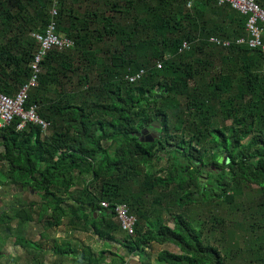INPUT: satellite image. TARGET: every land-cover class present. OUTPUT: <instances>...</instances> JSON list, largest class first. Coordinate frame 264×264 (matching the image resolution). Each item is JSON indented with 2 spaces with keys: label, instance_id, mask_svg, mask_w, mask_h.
Segmentation results:
<instances>
[{
  "label": "trees",
  "instance_id": "16d2710c",
  "mask_svg": "<svg viewBox=\"0 0 264 264\" xmlns=\"http://www.w3.org/2000/svg\"><path fill=\"white\" fill-rule=\"evenodd\" d=\"M50 6L0 0L1 92L30 78L32 33ZM56 19L75 44L47 53L26 103L50 126L0 129V186L31 188L41 204L1 208L0 232L39 218L45 231L66 222L119 242L125 253L110 254L121 264L153 243L180 250L159 251L163 264H264V51L236 43L248 15L217 0H60ZM143 129L158 136L144 141ZM120 203L137 218L134 235L116 219ZM15 244L40 246L21 233ZM106 251L56 254L99 264Z\"/></svg>",
  "mask_w": 264,
  "mask_h": 264
},
{
  "label": "built area",
  "instance_id": "2783aa9c",
  "mask_svg": "<svg viewBox=\"0 0 264 264\" xmlns=\"http://www.w3.org/2000/svg\"><path fill=\"white\" fill-rule=\"evenodd\" d=\"M219 4H230L234 9L241 13L248 15L246 23V31L248 38L241 37L236 39V43H248L251 47H261L264 51V8L257 0H217ZM60 0H51L49 14L51 16L48 24L43 31H34L32 36L38 44L37 51L30 64L31 76L26 83H24L18 92L10 96L0 91V129L11 125L15 120L17 122V129L23 130L30 123L40 125L43 130L50 126V122L42 119L38 112V105H31L26 107L29 98V92L36 87L38 79L42 72L41 63L47 53L52 49H69L75 44V41L58 31L57 15ZM191 5V2L188 4ZM210 41L219 46H230L232 41L229 39H221L219 37H211ZM190 48V43L184 42L180 51ZM161 66V64H158ZM144 75V70H140L129 79L135 81ZM104 207H108L109 203L104 201ZM116 219L120 221L123 230L129 235L135 234V225L137 218L130 213L129 206L125 203H120L115 206Z\"/></svg>",
  "mask_w": 264,
  "mask_h": 264
},
{
  "label": "crops",
  "instance_id": "0c3cea01",
  "mask_svg": "<svg viewBox=\"0 0 264 264\" xmlns=\"http://www.w3.org/2000/svg\"><path fill=\"white\" fill-rule=\"evenodd\" d=\"M3 185H8V187L11 185V188H14V191L18 190V193L22 195V198L21 199V203L26 205V208L27 206L29 207L30 206V202H35L37 204V206L35 207H38L40 204H41V200H40V197L39 199L38 198V194L36 195L37 198H35V196H32L30 195V197H27L26 196V189H23V188H20L18 187L17 185L13 184V183H7L6 180H4V183ZM4 187L3 186H0V190H2ZM29 188V187H28ZM31 193L34 192V190L32 191L31 188H29ZM28 189V190H29ZM6 191V189H5ZM13 195V193H10ZM5 195H8V194H5ZM13 196H16V195H13ZM2 196L0 194V200H1ZM39 219V218H37ZM36 219V221H27L25 223H20L22 225H20L21 227L24 225V227L28 228L26 231H24V233H21V235L25 236L27 239L29 240H32L33 242H36V243H40V246H38L39 248H31V247H23L21 245H16L15 244V239H14V244L19 247V251H18V254H19V264H59L60 261H61V258L60 256L58 255V258H56L55 260H51V259H47V258H50L53 256V253L54 255H57L56 254V249L58 246H56L55 243L57 242H51L49 240V243L47 244L46 241H48V236L50 237L51 235L53 236L54 233L52 234H49V233H46L47 231L44 230V232H33L32 231V227H33V224H36L37 222H39L38 220ZM16 222H13L12 223V226H14ZM28 231V232H27ZM75 232L77 233H72L71 232V235L73 234L74 237H75V240H77V242L80 240L81 243H79L78 247H77V250H80V252H77L79 254H81L82 250L87 247V246H92V249L94 251V255L96 257H99L101 254V252L103 250H107L104 254L105 256V259L104 261L100 262L99 264H121L118 259H114V255L110 254L112 252H117V253H120V254H124L125 253V250L124 248L122 247V245L119 243V242H116V241H108L109 242V245L106 244L107 243V239L106 238H98L97 234H94L92 231V233L94 234V236H96L97 238H95V241L94 242H90V240L87 238V236H91V232H86L85 230L83 231H77L75 230ZM10 233V232H9ZM51 236V238H52ZM57 236V235H56ZM12 237L11 235H9V238ZM59 237V236H58ZM45 239V241H44ZM8 238L6 239V243L3 245L4 246V252H5V257H7L9 263H12V260L14 261L15 259L17 258H14V257H10V256H14L15 253L12 252L13 250V246H12V243L9 245V242H8ZM66 240V243L69 244L68 240ZM59 241V239H58ZM166 244V243H165ZM164 245V244H163ZM74 248L76 249L75 247H73L72 245L66 247L67 249L68 248ZM17 249V248H16ZM149 248L146 249V251L144 253H138L136 255L138 256H134V255H129V256H126L125 257V260H127V263L126 264H141V260H143V256L144 255H147V250ZM79 254H76L75 253H71L69 252L68 254L65 255V258H64V263L65 264H78V263H74L76 259L79 258ZM46 257V258H45ZM12 260H11V259ZM71 258V262L68 263V259ZM49 260H51V262H49ZM129 260V261H128ZM66 261V262H65ZM94 264V263H93Z\"/></svg>",
  "mask_w": 264,
  "mask_h": 264
},
{
  "label": "rangeland",
  "instance_id": "374dc122",
  "mask_svg": "<svg viewBox=\"0 0 264 264\" xmlns=\"http://www.w3.org/2000/svg\"><path fill=\"white\" fill-rule=\"evenodd\" d=\"M5 178L6 177L3 175L2 179L4 180ZM7 183H11V182H7ZM3 187L4 188L2 190H0V194L2 196V198L0 200V209L2 208V210H6L11 215H13L16 206L26 207V205L21 203V199H23V198H22V195L18 193V190L14 191V188H11V185L9 187H8V185H5ZM5 189H6V191H5ZM31 190L33 191V189H31ZM10 193H13V195H16V196H13ZM5 194H8V195H5ZM35 194L37 195L38 193L35 192V191L31 193L30 189L26 192V196L27 197H30V195H32V196H35V198H37ZM37 199H39V196H38ZM235 218L236 219H241L238 215H236ZM166 219L169 221V224L171 226H173V224H174L173 220H170V218L168 216H166ZM20 225H22V224H19V223L16 222L14 224V226H12V230L9 231L11 233L10 235L12 236L10 238H9V235H7L4 231L1 230L0 234L2 235L3 238H5L1 243L4 245L6 243V239L8 238L9 239L8 240L9 245L12 243V246H13L12 252L15 253L14 256H10V257H14V258H17V259H15L13 261L10 258L12 260V263H9V261L7 260L8 258L5 257V255H4L5 254L4 246L1 245L2 246V254L0 256V264H19V254H18L19 247L16 246L17 244L16 245L14 244V239H15L16 234H18L20 232L24 233V231H26L28 229L27 227L25 228L24 225L22 227ZM32 231L33 232H38V231L39 232H44L43 223L42 222H37L36 224H33ZM78 231H81V230H78ZM71 232L72 233H77V232H75V230L73 229L72 226H70L66 222H64L60 226H58L56 228H53V229H49L46 232V233H49V234L54 233L53 236L51 235L52 238H51V236L50 237L48 236V239H47L48 241H46V243L48 244L49 240L51 242L54 241V242H57V243H55L56 246L64 248V249L66 247H68L69 245L70 246L72 245L73 247L76 248V251L80 252V250H77V247H78L79 243H81V242H80V240L77 242V240H75L74 235L73 234L71 235ZM86 232H91V231L87 230ZM87 238L90 240V242H94L95 238H97V237L94 236V234L91 232V236H89V237L87 236ZM58 239H59V241H58ZM65 239L68 240L69 244L66 243ZM44 241H45V239H44ZM241 245L243 247H245V242H242ZM90 247H92V246L90 245ZM162 249H167V250H170L172 252L180 253V250L173 244L166 243L164 245H160V244H157V243H153L151 248H149L147 250V255L143 256V260L144 261H149L151 264H163L162 262H160L158 260V253ZM136 256H138V255H136ZM56 258H58V255H54V253H53V256L50 257V258H47V259L55 260ZM64 258H65V256H62L61 257V261L64 262ZM51 260H49V262H51ZM70 262H71V258L68 259V263H70ZM74 263L82 264V263H80V261L78 259H76ZM242 263H243V260L241 258H237L236 261L232 262L231 264H242Z\"/></svg>",
  "mask_w": 264,
  "mask_h": 264
},
{
  "label": "water",
  "instance_id": "95a60500",
  "mask_svg": "<svg viewBox=\"0 0 264 264\" xmlns=\"http://www.w3.org/2000/svg\"><path fill=\"white\" fill-rule=\"evenodd\" d=\"M160 96V94H158ZM143 134H145V137L142 138L144 141H154L155 138L158 136L157 132L155 130H149V129H143Z\"/></svg>",
  "mask_w": 264,
  "mask_h": 264
}]
</instances>
